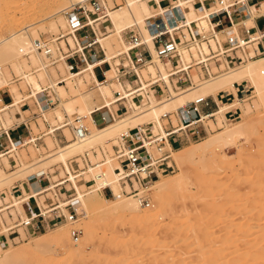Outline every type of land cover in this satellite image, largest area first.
<instances>
[{"label":"rangeland","instance_id":"374dc122","mask_svg":"<svg viewBox=\"0 0 264 264\" xmlns=\"http://www.w3.org/2000/svg\"><path fill=\"white\" fill-rule=\"evenodd\" d=\"M106 2L108 6L120 2L121 5L119 7L125 6V0H106ZM7 6L9 8V15L0 24V41L8 39L13 34L18 33L22 27L29 26V24L33 28H37L41 25L38 24L39 21L51 15L53 10L62 9V7L56 5L51 11L46 10L42 6L41 0H10ZM118 8H113L108 10V12L111 13ZM146 14H148L147 10ZM57 19L59 18L52 17L46 24L49 22L57 24ZM106 24L107 22L104 23L106 30L104 33L108 34L104 35V37L102 36V39H106L101 41V45L108 59L109 56L120 50L122 45L117 40L121 32L120 34H115L114 29ZM257 25L258 27H262V21L258 20ZM99 28V34H104L100 26ZM140 29L143 31L142 27ZM63 34H65V29L50 33H39V38L53 41ZM63 38L64 36L55 40L51 43V46L55 47V42H60ZM69 43L72 44L71 42ZM60 45L64 49L63 42ZM38 53L41 54V52ZM28 58L29 56H24L22 59L30 65L31 60H28ZM263 58H257L247 63ZM40 61L42 64L38 63L37 65L29 66V73H32L34 80L44 90V94L55 101L53 105H49L50 111L44 113L45 117L40 113V109L32 96L36 93L33 84L20 80L19 75L11 64L0 57V111L4 108L6 109L0 112V119L4 121L6 126L10 124L14 126L16 123V121L12 120L15 119L14 113L19 112V109H26L23 113V122L27 123L28 130H24L26 131L25 134L27 137H32L31 140L33 137H37L35 141L37 147L27 144L26 146H20L23 148L17 147L19 149L14 150L10 154L13 157V155L17 156L16 152H18L20 166L14 169L15 167H9L8 165L5 171L0 166V192L4 193V201L11 196L10 187L15 183L14 181L20 179L27 180L26 175L24 176L23 173L29 170L32 164L35 163L33 165L35 166L41 161L48 162L51 159H47V157L55 155L71 142L76 141L70 125L62 128V130L57 128L73 122L79 115H65L63 113L62 122L55 119V111H60L61 109L59 108V102L55 93L52 89H49L48 78H41L39 76L43 71L37 72V70L42 68L41 65L45 66L44 62L46 60L42 54ZM109 63L112 64L111 61ZM58 64L50 65L46 69L51 79H55V81L53 80L55 84L59 80L68 78L64 67ZM57 65L62 66L63 69ZM103 68L104 66L101 67V69ZM99 72V68L93 69L96 78L99 77ZM107 76L112 77L111 70L107 72ZM82 81L81 79L76 82L74 81L75 84L73 83V86H75L76 91L81 94H97L100 100L99 103L102 104L103 97L99 92H88L89 89L94 88V85L89 86L92 81L87 73H85L84 82ZM66 82L59 86L65 85ZM12 88H15L19 95L12 94L9 90ZM227 90L234 93V90ZM9 101L10 103L7 104ZM259 102L260 98L253 92V97L244 102L234 100L231 104H225L227 109L231 107L239 109V115L236 120L224 123L223 115L220 116L221 118L217 116L215 118L216 125L219 126L218 129L209 132L199 140L185 142L172 150L171 159L175 164V170L172 173L161 174L160 177L152 179L147 188L166 179L169 180L180 173L183 175V183L180 189L172 190L175 193L168 192L164 200L165 208L154 224L152 223L145 227L131 225V216L129 218L127 215L114 213L111 208L117 201L124 200L130 196L106 197L100 189V191L92 194L96 196V200L99 202L98 206L100 207L97 206L99 208L97 211L93 210L94 212L92 211L87 215L83 208H79L78 210L82 216L78 217L77 220H80L79 224L75 225V227L77 226L80 229L81 233V237L77 242L74 243L69 235L71 225L68 222L59 221L58 225L36 232L31 236L24 234L23 238L21 237L22 241L17 240L18 243L12 242L9 237H4L3 241L0 242V254L16 248L17 250L21 247L23 248L29 243H34L39 236H42L48 239L47 248H36V254L31 260L23 256V258L18 260L19 262L16 261V264H28L29 262V264H65L63 262L66 256H69L68 252L74 245L79 243L85 244L83 245L81 256L89 257L88 264H264V163H262L264 161H262L264 159V107ZM155 103L158 102L155 101ZM16 116H18V113H16ZM122 118L125 117L123 116ZM241 119L248 122L249 125L244 132L245 134L232 145L227 148L205 150L201 156L202 161L196 167L181 165L176 160L175 154L181 150L202 143L213 134L223 131L227 126L234 125ZM119 120L121 118L107 125L94 126L99 131ZM152 123L153 126L156 125V122L155 124L154 122ZM74 124L72 123V125ZM52 130H54V133H50ZM10 133L11 130L9 131ZM118 133L110 140L81 153H86L91 163L99 160L102 152L105 154L102 165H89L85 170H80L77 173H83L81 176L83 180H88L87 177L90 175V170L94 174L101 172L102 176H104V170L109 168L110 164L116 163L114 159H111L110 154L111 146L115 142ZM68 135L69 138L67 139ZM81 154H75L66 158L65 163L52 162L47 164L44 171H47V176L51 178V182L49 181L42 186V189L38 191V196L35 197L40 206H44L48 202L44 197L51 196L50 190H53L56 184L62 182L59 179L63 177L64 170L70 172V165L71 168H74L72 162L69 164L70 160H76L79 168L81 167V162L78 158V155ZM4 158L0 159V162ZM260 164L263 166H260ZM11 165H16L15 161H12ZM70 175L72 177L75 176L72 172ZM77 180L78 178L75 179V182ZM109 180H104V184L114 181L113 177H110ZM85 185L87 183L83 184V181H79L77 184L79 191L84 195L83 199L90 196L87 193L92 192L97 184L92 182L89 189L85 188ZM102 185L99 183V187ZM63 186L66 189L74 190L72 183L67 182L61 185L60 193L63 191ZM114 186L117 187L115 189L118 193V185L116 183L110 185L112 192L114 193ZM29 188V193L23 192L24 197L28 195L33 196L32 189L30 186ZM146 193L150 206H140L141 212L153 210V198L148 195L151 191L148 190ZM63 194L61 195L62 197ZM16 203L18 205L14 206V209L18 212L20 211L19 213L21 214L22 208L20 207L19 200L14 199L11 204L14 205ZM14 209H10L11 212L9 210L12 214L11 220L16 215ZM2 217L8 222L5 212ZM83 225L88 228L87 233L84 231L86 228L82 229L84 228ZM59 229L67 231L70 242L67 239L59 243L54 241L52 236ZM0 231H4L1 224ZM86 234L88 235L86 236ZM90 235L91 237H89ZM255 242H257L256 245H254ZM211 249L215 251H211ZM220 249L221 252H219ZM257 250L263 251L258 254L259 251ZM77 260L75 259L74 261L73 259L69 264H77Z\"/></svg>","mask_w":264,"mask_h":264},{"label":"built area","instance_id":"2783aa9c","mask_svg":"<svg viewBox=\"0 0 264 264\" xmlns=\"http://www.w3.org/2000/svg\"><path fill=\"white\" fill-rule=\"evenodd\" d=\"M141 1L149 7V13L143 17V28L151 48L136 25L121 30L125 47L110 57L113 66L110 79L118 88L112 90L109 106L91 111L92 121L97 126L120 118L131 108H138L142 99L151 97L156 102L168 100L173 94L192 89L229 68L264 56V0ZM120 5L121 2L108 6L106 0L75 3L63 13L66 19L65 36L71 39L72 45L68 44L64 36V49L59 41L52 48L51 43L58 38L53 41L37 38L33 40L32 46L43 53L51 65L63 60L65 72L69 75L75 76L86 70L88 64L92 71L99 68L97 79L101 84L106 81L105 71L111 68V64L104 59L103 49L95 42L96 31L99 26L102 33L106 31L104 23L109 22L107 11ZM189 12L192 17L187 19L186 14ZM258 20L262 21V27H258ZM114 59L117 60L115 63ZM148 67H152V71ZM263 72L264 69H260V73ZM90 83L89 86H92L93 82ZM233 88L234 93L222 89L214 95H196L174 110L162 112L158 117L161 123L158 126L156 122L155 130L152 129V122H145L120 131L110 154L117 164L113 171L118 193L114 194L109 184L102 185L101 192L106 197L134 195L141 206H149L147 185L158 174L175 170L171 159L172 150L218 129L215 114L220 104L231 103L235 98L242 102L253 95L246 80L234 82ZM44 96V104L53 105L55 101L48 100L46 94ZM238 115L237 107L228 108L223 113V119L233 121ZM74 120L77 122V119ZM9 131V128H0V136H3L0 154L12 159L8 155L12 143L17 147L26 144L37 147V137L31 140L32 137L11 136ZM86 132L81 124L74 127V134L79 138H83ZM104 155L102 152L100 159L94 163L89 161L86 153L78 155L81 167L76 160H70L69 164L72 162L74 168L70 165L69 170L77 175L79 170H85L89 165L100 166L104 162ZM68 174L64 170L63 177L59 179L62 182L50 190V197H44L48 201L44 206H40L30 195L24 197L23 193L15 190L14 185L10 187L11 196L6 201L3 199L4 193L0 192V208L7 207L3 209L7 217L12 218L9 212L12 206L8 205L14 199L19 200L22 207V213L16 214L11 224L4 222L6 230L0 231V238L18 236V228L25 235H33L55 226L59 221L72 223L78 216L81 217V212L76 209L79 198L75 192L63 186L64 194L60 193L63 182H68ZM97 177L101 179L102 173H97ZM79 181L87 183L85 188L89 189L94 180L86 181L78 176L77 183ZM71 225L69 235L76 240L80 229Z\"/></svg>","mask_w":264,"mask_h":264},{"label":"bare ground","instance_id":"6f19581e","mask_svg":"<svg viewBox=\"0 0 264 264\" xmlns=\"http://www.w3.org/2000/svg\"><path fill=\"white\" fill-rule=\"evenodd\" d=\"M9 1L10 0H0V24L2 23L3 19L9 15V8L7 6ZM81 1H84V0H41L42 6H44L46 10L51 11L53 9V7H55L56 5L62 7V9L59 8L58 10L55 9L56 11L53 10V13L51 15H49L46 18H44L43 20L39 21V23L37 22L38 24H41L37 28H33V26L29 24V26L22 27L18 33L13 34L8 39H3L0 41V57L4 61H7L11 64V66L16 70V73L19 75L20 80L25 81V83H32L33 84L34 90L36 91V93H34L32 96L34 97L36 104L38 105V107L40 109V113H42L43 116H44V113L50 111V108H49V106L44 104V101H43L45 98L44 97V95H45L44 90L39 86L37 81L34 80L32 73H29V66L30 65H37L38 63L42 64V62L40 61V57H41V54H42V56H44V55H43V53H41V54L38 53L33 48L32 42H33V40L40 37L39 33H45V32L50 33V32H55L57 30L65 29L64 27H65L66 21H65V17H64L63 13L68 8H70L73 4L81 2ZM146 10L149 13V7L144 1H141V0L140 1L125 0V6L124 7H119L118 9H116L115 11H113L111 13L107 11V18H108L107 20L109 21L107 26H109L110 28H113L114 31L116 32L115 34H120L121 30L124 29L125 27H128L130 25H136L139 28V30L141 31V33L144 35V37H146L147 43H148L149 47L151 48L150 41L148 40V37L146 35V31L143 28V17L145 16ZM52 17H58L59 18V19H57L58 20L57 24L53 23V22H49L48 24H46V22L50 21L52 19ZM186 17H187V19L191 18L192 17L191 12L186 14ZM37 23H36V25H37ZM141 27H142L144 32L140 29ZM98 31H96L95 42H98L100 47L102 48L101 41L106 39V38L102 39V36L104 37V35L99 34ZM59 36L60 37H57L58 39L65 36V34L59 35ZM65 37H66L67 42L68 41L71 42V39L69 37H67V36H65ZM57 38H55V39H57ZM117 40L122 45V48L120 50H123L125 46L123 43L122 35H120L117 38ZM62 42H64V41L61 40L59 42V44H61ZM69 42H68V44L71 46L72 44H70ZM52 48H55V47L52 46ZM118 51H116V52L114 51L115 53L111 56H114ZM103 52H104V50H103ZM151 53L153 54L152 51H151ZM24 56H29L28 60H31L30 65H28L22 59ZM111 56H109L107 59L106 54L104 52V59L106 57L105 60H107L108 62L111 61V59H110ZM261 57H264V56H261ZM261 57H259V58H261ZM44 58L46 60L44 62L45 66L41 65L42 68L37 70V72L43 71L42 73L39 74V76L41 78L42 77L48 78V81L50 84L49 89L53 90V92L55 93V96L58 99L59 108L61 110L55 111V114H54L55 119H57V121L62 122V120H63L62 114L63 113L65 115H74V114L79 115L78 117H76L77 122H76V120H74L73 122H69L66 125L58 127L57 129H62V128L70 125L72 127L71 129L73 130V134H74V127L77 126L78 124H81L86 128L87 132L85 133L83 138H79L78 136H76L74 134L76 141L71 142L68 146H66L64 149L60 150L59 152H57L55 155L47 157V159L48 158L51 159L48 162L47 161L46 162L41 161V162H39V164L32 166L29 170H27L23 173L24 176L26 175V178H32L31 175H32V173H34L33 176L35 177V179H33V178L27 179V181H26L28 188L30 186L32 189V192H33L32 197H34V199H35V197L38 196V193H39L38 192L39 188L37 187L36 180L39 176H41L45 173L44 170H45L47 164L52 163V162H54V163L55 162L56 163L57 162L65 163L66 158L73 156L75 154H81L85 150H88L91 147H94L96 145L102 144L105 141L110 140L118 132H120L122 130H126V129L131 128V127H134V126L139 125L141 123L154 122V124H155V122H157L158 123L157 125L159 126V123H161V122H160L158 117L162 112L174 110L176 107L181 106L185 102L191 100L196 95H206V94H212V93L214 94L216 91L222 90V89L223 90H227V89L234 90V88H233L234 82H240L241 80H246L252 88V94L254 92L256 94V96L260 98L259 103H261L260 105H262V107H264V72L260 73V69H264V58L261 60H258V61L247 63L248 61L254 60V59H251V60H247L245 63H243L239 66H236L234 68H229V69L221 72V73H225V74L219 73L216 76H213L211 78H208V79L198 83L197 86L192 88V89H185L183 91L177 92V93L173 94V96H171L168 100H161L158 103H155V99H153L151 97H149L148 100L142 99L141 105L138 108L129 109L124 115H122L120 117L121 120L117 121L114 124H111L110 126L105 127V129H103V130L98 131L96 129V127L94 126L95 124L92 121L91 111L96 109V108H99L101 106L108 105L112 100V90L118 88V85L115 84L114 82H112V80L110 79L111 77L107 76V72H109L110 70H111V73L113 75L112 64H111V68L105 71L106 81L101 83V84L95 82L94 73L91 69L90 64H88L86 70H83V71L77 73L75 76L69 75L67 73V75H68L67 79L59 80L58 83L55 84L53 82V80L55 81V79L54 78L51 79V77L48 75V73L46 71L48 66H50L51 64L48 63L45 56H44ZM255 59H257V58H255ZM18 60H20V61H18ZM116 61L117 60L114 59V63ZM57 63H59L58 65H62L64 67V69L66 68L63 60H60ZM56 64H54V65H56ZM243 65H245V66H243ZM62 66H58V67H61V69H63ZM148 70L152 71V67H148ZM85 73H87L90 76L91 81L93 82L94 88H96L95 90H93L94 88L89 89L88 92H90V91L99 92L103 97V99H102L103 103L102 104L99 103L100 100H99V97L97 96V94H91V95L90 94H81V93H78L76 91L75 86H73L75 84V82L78 81L79 79L83 80L82 82H84ZM65 82H66L65 85L59 86L60 84H63ZM0 85H1V82H0ZM101 85H104V86H101ZM9 90L12 94L14 93L16 95L17 94L19 95V93H17L15 88H12ZM69 94H70V96H68ZM252 97H253V95H252ZM48 100H50V98ZM108 100H110V101H108ZM234 100H238V98H235ZM234 100L232 102H234ZM238 101H240V100H238ZM244 101L245 100H243L242 102H244ZM225 104H229V103H223V104L219 105V109H218L217 113L215 114V117L222 116L224 111L227 110ZM5 110L6 109L4 108L0 112H3ZM130 114H132V115L129 117ZM81 115H83V116H81ZM123 116L125 118H122ZM126 116H127V118H126ZM116 120L117 119H115L114 121H111V122H115ZM111 122H108L107 124H109ZM226 122L227 121H224V123H226ZM7 123H8V121H7ZM72 123L73 124L75 123V124L72 125ZM107 124H105V125H107ZM248 125H249L248 122H245L243 119H241L240 121H237L236 124L227 126L223 131H220V132L213 134L212 136L207 138L202 143L197 144L191 148L189 147L187 149L181 150L179 153L175 154V158L179 163H181V165H189V166L196 167V166H198L200 161H202L201 156L203 155L205 150L217 149V148L220 149V148H225V147L227 148L228 146L235 143L236 140H238L240 137H242L243 134H245L244 132H245L246 128L248 127ZM0 128L3 129L1 126H0ZM152 129L155 130L156 125H154ZM50 133H54V130H52ZM68 138H69V135L67 136V139ZM20 148H23V147H20ZM14 150H17V145L12 143L11 147L9 149L8 155H10L11 152ZM3 157L7 158L6 155L0 154V159H2ZM263 160L264 159H262V161ZM262 163H264V161ZM263 165L260 164V166H263ZM115 166H117L116 163L110 164L109 168L104 170L105 175L101 179H98L97 174H94L93 171L90 170V172H89L90 175L87 177V179L88 180L90 179L89 181L94 180L93 183H95L97 185L92 192L87 193V195H90V196H88L85 199H83L84 195H82L78 189V186H77L78 183L75 182V179H77L78 176H82L83 173H81L79 175L77 174L74 177H72V175H70L71 172H68L69 173L68 177H67L68 183H70V182L72 183L73 189H74L73 191L75 192V194L79 198V202L76 205L77 211L79 210V208H83L85 210L86 214L88 215L93 210L97 211L99 209L98 208V207H100V206H98L99 202H97L96 196H94L92 194L100 191L101 187H99V183L106 185V184H104L105 183L104 180L110 181L109 180L110 177H113L114 181L110 182L109 186L116 183L115 182V175H114V171H113V168ZM160 176H161V174H158L156 178H158ZM182 181H183V175H182V173H180L176 176L171 177L169 180L166 179L162 182L155 184L154 186H151L150 188H147L146 189L147 191L148 190L151 191V193L148 195L153 198V207H152L153 210H151L150 212H141L142 211L140 209L141 205L139 204L137 197H135L134 195H126V196H130V197L125 198L124 200H119L115 204H113L112 207L111 206L110 207L112 208V211L114 213H120L121 215L124 214V215H127L128 217L131 216L132 217L131 218L132 219L131 225L133 224V225H137L139 227H145V226H148L149 224H152V223L154 224L155 220L161 216L160 214H162V211L165 208L164 200H165L168 192H170V191L172 192V190L180 189L182 186L181 184L183 183ZM155 182H156V180H155ZM63 183L65 184L67 182H63ZM5 184H7V183L5 182ZM89 188H91V186ZM115 188H117V187L114 186L113 189H115ZM29 192H30V190L28 191V193ZM116 193L117 192L115 189L114 194H116ZM172 193H175V192H172ZM3 199H5V197ZM36 201L38 203V200H36ZM0 202H1V199H0ZM16 205H18V203L14 204V205L10 204V205H8V207L12 206L10 208L14 209L15 208L14 206H16ZM20 207H21V205H20ZM110 207H109V209H110ZM5 208H7V207H1L0 208V218H2V219H0L1 220L0 224H1L4 231L6 230V226H5L4 222H7V221L2 216H3V213L5 212L3 209H5ZM14 211L16 212V214H20L19 213L20 211L18 212L16 209H14ZM62 211L64 212V210H62ZM107 211H109V210H107ZM10 212H11V210H10ZM5 214L7 217V212H5ZM99 214L101 215L100 212H99ZM102 214H103V212H102ZM94 215H95V213H94ZM132 215H134V216H132ZM86 218H87V216H86ZM7 219H8V222L11 224V219L9 217H7ZM77 219L72 223L68 222L69 225H71V224H73L74 226L78 225L80 220H77ZM65 222H67V221H65ZM56 225H58V224H56ZM89 226H87V227H89ZM85 228L86 227L84 226V228H82V229H85ZM84 231L87 233L88 228H86ZM18 232H19L18 236H14L13 238H10V240L12 242L18 243L17 240L22 241L21 237L23 238L25 233L20 228H18ZM89 233H91V231H89ZM88 234H86V236ZM28 236H31V235H28ZM80 237H81V233L79 234V236L76 240H74V239H72V240L75 243L80 239ZM89 237H91V235ZM52 238L57 243H59L60 241H62L64 239H67L69 241L67 231L61 230V229H59L54 234V236H52ZM47 240L48 239H46L42 236H39L37 238V240H35L36 242L34 241V243H29L23 248L19 247L20 249H18V250L16 248L14 250H9L7 252L1 253L0 254V264H14V263L16 264L17 262H19L18 261L19 259L23 258V256L25 258L27 257L28 260L29 259L31 260L34 257V255L36 254L35 253L36 248H41V247H43L44 249L47 248V246H48ZM256 244H257V242H255L254 245H256ZM83 245H85V244L79 243V244L74 245L73 248H71V250L68 252L69 256H66L63 263L69 264V262L71 260L74 259V261H75V259H78L76 261L77 264H88L89 257L81 256V253L83 251L82 250ZM213 249H211V251ZM213 251H215V250H213ZM257 251H259V250H257ZM262 251L263 250L259 251L258 254L261 253ZM219 252H221V249L219 250ZM25 258H24V260H25ZM260 259H261V257H260ZM90 262H91V260H90Z\"/></svg>","mask_w":264,"mask_h":264},{"label":"crops","instance_id":"0c3cea01","mask_svg":"<svg viewBox=\"0 0 264 264\" xmlns=\"http://www.w3.org/2000/svg\"><path fill=\"white\" fill-rule=\"evenodd\" d=\"M99 30H100V28H99ZM106 34H108V33H104L103 35H106ZM108 38V37H107ZM94 78H95V82H97V83H99V80L95 77V75H94ZM227 91H229V90H227ZM215 94V93H214ZM213 93H212V95H214ZM29 97H31V96H29ZM28 97V98H29ZM45 97V96H44ZM10 98H11V96H10ZM12 100V99H11ZM10 103V101L7 103V104H9ZM26 111V109H24V110H21V109H19V112H15L14 113V118L15 119H12V120H14V121H16V123H15V125L14 126H12L11 124L10 125H5V123H4V121L3 120H1L0 119V126L3 128V129H7V128H9V130H11V135L12 136H17V135H20V136H26V134H25V132L26 131H24L25 129H27L28 130V126H27V123L26 122H23L24 121V119H23V113ZM16 113H18V116H16ZM11 120V121H12ZM11 121H10V123H11ZM5 126H6V128H5ZM56 128V127H55ZM60 130H62V129H60ZM28 133H30L29 131H27ZM62 133H63V131H62ZM2 140H3V136H0V141L2 142ZM18 150V149H17ZM16 151V150H15ZM12 152H14V151H12ZM11 152V153H12ZM16 154H17V156L16 155H13V160L12 159H9V158H4V160H1V162H0V166H1V168H2V170L3 171H5L6 170V168H7V166L9 165V167L10 166H12V167H15L14 169H16L17 168V166H20L21 164L19 163V155H18V152H16ZM12 161H15V163H16V165H11V162ZM35 164V163H34ZM34 164H32V166L34 165ZM26 170V169H25ZM12 171V170H11ZM47 171H45V173L43 174V175H41V176H39L38 178H37V180H36V184H37V187L39 188V191L42 189V186H44L45 184H46V179L48 180V181H50L51 182V178L49 177V176H47V173H46ZM34 175V173H32V175H31V177L33 178V179H35V177L33 176ZM42 177V178H41ZM31 178V179H32ZM27 179H30V178H27ZM27 180H24V179H20V180H16V181H14L15 183L13 184L14 186H15V190L17 191V192H27L28 193V191L30 190V188H28V186H27V182H26ZM13 185H11V186H13ZM29 202H30V204L32 205V199H30L29 200ZM1 240L0 241H3V239L4 238H0Z\"/></svg>","mask_w":264,"mask_h":264}]
</instances>
